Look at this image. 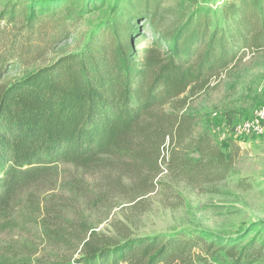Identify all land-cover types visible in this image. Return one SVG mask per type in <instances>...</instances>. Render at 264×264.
I'll list each match as a JSON object with an SVG mask.
<instances>
[{
    "label": "trees",
    "instance_id": "1",
    "mask_svg": "<svg viewBox=\"0 0 264 264\" xmlns=\"http://www.w3.org/2000/svg\"><path fill=\"white\" fill-rule=\"evenodd\" d=\"M1 5L0 232L19 191L61 162L92 167L126 160L134 171L166 170L196 186L237 174L232 141L238 139L224 141L227 153L217 135L197 131L196 118L182 109L192 85L247 49H264V0H226L170 21V8L158 0H118L79 51L12 80L8 71L42 58L67 24L83 17L88 0ZM48 19L56 20L53 34L44 29ZM143 21L158 34L146 46L136 43ZM263 250L258 240L176 230L87 240L65 264H212L220 252L230 264H254Z\"/></svg>",
    "mask_w": 264,
    "mask_h": 264
},
{
    "label": "rangeland",
    "instance_id": "2",
    "mask_svg": "<svg viewBox=\"0 0 264 264\" xmlns=\"http://www.w3.org/2000/svg\"><path fill=\"white\" fill-rule=\"evenodd\" d=\"M6 1L0 0V13ZM27 1L46 4L54 0ZM158 1L170 8V21L185 18L197 8L221 6L226 0ZM117 2L88 0L83 17L69 22L65 34L48 46L42 58L10 69L8 80L79 51ZM141 24L143 37L136 43L150 45L158 34L148 21ZM15 26H9L7 33ZM55 28L56 20L48 19L45 31L53 34ZM185 96L182 112L196 118L197 131L209 129L217 135L230 153L231 147L224 142L234 138L230 125L252 117L264 103V49H247L225 69L192 85ZM232 142L237 145L233 150L237 174L202 186L166 170L134 171L126 160L110 158L92 167L59 163L40 181L19 191L6 220L8 228L0 232V263L65 264L81 254L87 240L114 242L176 230L210 240L242 238L264 243V133ZM211 263L230 264V259L220 252ZM254 264H264V258Z\"/></svg>",
    "mask_w": 264,
    "mask_h": 264
},
{
    "label": "built area",
    "instance_id": "3",
    "mask_svg": "<svg viewBox=\"0 0 264 264\" xmlns=\"http://www.w3.org/2000/svg\"><path fill=\"white\" fill-rule=\"evenodd\" d=\"M230 130L236 139L261 136L264 133V103L252 117L230 125Z\"/></svg>",
    "mask_w": 264,
    "mask_h": 264
}]
</instances>
